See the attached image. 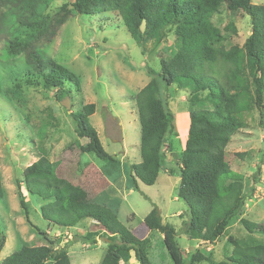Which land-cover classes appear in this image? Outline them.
Returning <instances> with one entry per match:
<instances>
[{
  "label": "trees",
  "instance_id": "1",
  "mask_svg": "<svg viewBox=\"0 0 264 264\" xmlns=\"http://www.w3.org/2000/svg\"><path fill=\"white\" fill-rule=\"evenodd\" d=\"M53 0H0V63L18 91L21 84H40L61 101L73 98L81 90L80 80L45 53L61 26L73 13L84 16L114 15L142 54L151 55L171 43V56L158 58L159 71L149 70V81L133 97L140 127V162L130 165L133 182L154 185L161 171L177 173L176 196L187 208L184 233L203 246L214 245L233 221H240L247 232L245 239L226 236V247L219 262L201 251L187 253V264H264V224L241 218L246 199L256 188L244 191L243 178L226 161V148L235 133L248 128L246 117L256 114L257 125L264 131V4L252 0H72L57 10ZM225 7L228 16L249 18L250 34L236 43L238 32L233 23L219 29L212 17ZM45 45V46H44ZM22 56L28 68L21 80L7 63ZM174 86L186 94L185 107L189 128L179 162L165 166L166 156L173 157L170 135L174 115L168 107L166 89ZM94 104H82L70 116L76 123L75 145L80 154L92 153L108 165L114 158L102 148L96 131L89 123ZM54 124L46 121L36 130L39 145L34 144V162L22 167L17 180L19 206L29 222V207L20 193L43 202L41 218L65 229L76 228L82 220L96 223L107 236L105 253L99 264H151V242L135 237L117 221L111 208L96 202H77L71 197L75 187L59 177L56 162L47 155L46 141ZM33 142V141H32ZM258 180V179H257ZM4 190L0 180V200ZM143 223L149 231L162 236V243L173 264H186L177 244L173 225L163 223L153 208ZM48 245H21L0 264H71L68 251L58 248L57 240ZM113 238V239H110ZM0 237V252L5 244ZM116 240V241H114ZM225 250V249H224ZM210 253V252H208Z\"/></svg>",
  "mask_w": 264,
  "mask_h": 264
},
{
  "label": "rangeland",
  "instance_id": "2",
  "mask_svg": "<svg viewBox=\"0 0 264 264\" xmlns=\"http://www.w3.org/2000/svg\"><path fill=\"white\" fill-rule=\"evenodd\" d=\"M71 1L53 0L51 8L57 10L63 3ZM252 3L264 4V0H252ZM106 16L109 15L95 17L73 13L53 40L44 45L50 59L80 80V92L74 93L72 89L73 98L68 97L69 110L53 97V91L44 90L40 84L22 83L16 91L7 69L0 63V180L4 190L0 200V237L6 239L0 261L21 245H48L46 238L39 235L35 228L47 234L48 239L57 240V247L68 251L71 264H99L105 253L107 234L91 220H82L72 229L50 224L40 216L43 202L27 195L24 189H20V193L29 207V222L19 206L17 180L20 179V171L35 161L32 158L36 152L33 148L34 144L39 145L36 130L48 121L55 125L48 132L50 137L44 146L48 159L58 164L57 169L65 166L66 161L73 160L70 168L75 175L87 167L97 168L105 179L113 183L116 194L112 196L115 203L110 206L111 210L117 221L135 237L150 240L151 264H173L161 235L149 231L143 223L153 208L163 223L175 228L176 241L186 264V254L195 250L219 262L230 248L226 247V236L245 239L247 232L240 221H233L214 245H200L199 241L189 240L184 233L188 208L176 196L177 173L161 171L152 186L133 182L130 177V165L140 162V127L133 97L148 83V71H159L158 58L172 55V45L169 42L164 49L161 46L151 55L142 54L121 20L117 21L111 15L112 18L106 21L103 19ZM212 23L219 29L233 23L238 32L235 39L238 44H242L250 34L249 18L243 14L229 17L224 6L219 14L212 17ZM23 62L24 59L19 56L7 63V68L10 66L12 71L19 73L18 80L28 72ZM165 89L168 107L174 115V129L170 135L173 157L168 153L165 161V166L171 168L179 162L189 120L185 107L186 94L174 86ZM90 103L95 105L96 110L89 123L96 131L103 150L114 158L111 165L92 153L80 154L75 145L80 140L75 135L76 123L70 113L76 112L82 104ZM246 122L248 128L238 131L231 138L226 148V161L232 171L242 176L246 193L256 180L255 191L246 199L241 218L264 224V131L257 125L255 113L248 115ZM260 238L264 241V237ZM130 264H134L133 260Z\"/></svg>",
  "mask_w": 264,
  "mask_h": 264
},
{
  "label": "crops",
  "instance_id": "3",
  "mask_svg": "<svg viewBox=\"0 0 264 264\" xmlns=\"http://www.w3.org/2000/svg\"><path fill=\"white\" fill-rule=\"evenodd\" d=\"M72 162L74 161H66L65 166H62L61 169H57L59 177L73 183L75 187V191L71 198L77 202L83 203L96 202L112 209L110 206L115 203L113 200L114 197L112 196L116 194L113 183L105 179V176L97 168L87 167V169H82L78 175L73 174L70 168ZM113 182L115 183V181ZM108 237L110 236H107V238ZM199 244L202 245L201 242H199ZM206 252L210 251L207 250Z\"/></svg>",
  "mask_w": 264,
  "mask_h": 264
},
{
  "label": "water",
  "instance_id": "4",
  "mask_svg": "<svg viewBox=\"0 0 264 264\" xmlns=\"http://www.w3.org/2000/svg\"><path fill=\"white\" fill-rule=\"evenodd\" d=\"M61 105L65 107V109L69 110L70 104H69V98L65 97L61 100Z\"/></svg>",
  "mask_w": 264,
  "mask_h": 264
}]
</instances>
